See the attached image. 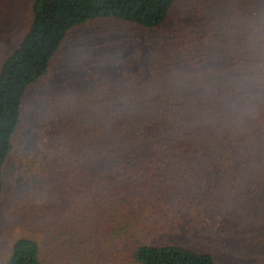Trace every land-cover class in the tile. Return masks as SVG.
<instances>
[{
  "label": "trees",
  "instance_id": "16d2710c",
  "mask_svg": "<svg viewBox=\"0 0 264 264\" xmlns=\"http://www.w3.org/2000/svg\"><path fill=\"white\" fill-rule=\"evenodd\" d=\"M178 2L32 1L25 35L0 64V203L24 97L71 30L98 20L157 30ZM251 12L226 44L188 55L168 48L173 55L149 64L151 77L125 71L115 80L128 88L115 105L59 122L45 184L29 188L23 235L1 264H221L178 232L222 204L209 189L245 198L233 186L264 185V28L255 27L264 0Z\"/></svg>",
  "mask_w": 264,
  "mask_h": 264
},
{
  "label": "rangeland",
  "instance_id": "374dc122",
  "mask_svg": "<svg viewBox=\"0 0 264 264\" xmlns=\"http://www.w3.org/2000/svg\"><path fill=\"white\" fill-rule=\"evenodd\" d=\"M32 1L0 0V64L25 35ZM257 2L179 0L171 18L157 30L102 20L71 30L53 57L48 75L33 84L23 100L21 122L3 169L0 264L9 256L15 239L23 235L20 221L30 203L29 188L45 184L40 175L42 164L54 159L53 142L61 131L59 122L91 113L101 103L115 105L117 94L128 90L124 81L115 80L125 71H140L146 78L151 77L149 64L156 56L173 55L169 49L177 48L188 55L212 52L213 44L220 45L224 39L226 44L227 33L233 29L237 35L236 19L253 18L251 8ZM255 27L264 28V21ZM233 187L245 198H227L217 188L209 189V198L216 202L219 198L222 204L209 216L206 213L198 219L191 229L181 226L178 235H183L193 249L213 253L221 264H264V185L252 182ZM252 192L258 195L253 201ZM194 205H200L203 211L201 204ZM250 223L252 230L241 233Z\"/></svg>",
  "mask_w": 264,
  "mask_h": 264
}]
</instances>
